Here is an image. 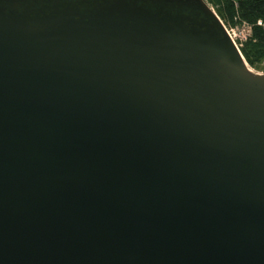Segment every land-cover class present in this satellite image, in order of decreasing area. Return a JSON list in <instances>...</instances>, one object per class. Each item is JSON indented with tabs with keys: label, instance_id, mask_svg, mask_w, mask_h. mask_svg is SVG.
Returning <instances> with one entry per match:
<instances>
[{
	"label": "water",
	"instance_id": "95a60500",
	"mask_svg": "<svg viewBox=\"0 0 264 264\" xmlns=\"http://www.w3.org/2000/svg\"><path fill=\"white\" fill-rule=\"evenodd\" d=\"M0 1V264H264V73L204 0Z\"/></svg>",
	"mask_w": 264,
	"mask_h": 264
},
{
	"label": "trees",
	"instance_id": "16d2710c",
	"mask_svg": "<svg viewBox=\"0 0 264 264\" xmlns=\"http://www.w3.org/2000/svg\"><path fill=\"white\" fill-rule=\"evenodd\" d=\"M219 18L236 24L246 21L251 24V34L239 47L245 61L252 67L264 62V28L257 21L264 23V0H210ZM237 17L238 20L234 18Z\"/></svg>",
	"mask_w": 264,
	"mask_h": 264
},
{
	"label": "built area",
	"instance_id": "2783aa9c",
	"mask_svg": "<svg viewBox=\"0 0 264 264\" xmlns=\"http://www.w3.org/2000/svg\"><path fill=\"white\" fill-rule=\"evenodd\" d=\"M235 20H238L237 17L234 18ZM240 25H242V31L240 33V35L238 36V39L236 37V33H235V29H237V26L235 28H233L232 26L228 28H226V26L224 25L227 33L229 34L230 38L233 40L234 44L236 45L237 49L239 50V47L242 46V44L247 40V38L250 36L251 34V24L247 23L246 21H240ZM258 25L262 24L261 20L257 21ZM246 31V33H244L243 31ZM235 38L236 40H238V43L235 42Z\"/></svg>",
	"mask_w": 264,
	"mask_h": 264
},
{
	"label": "rangeland",
	"instance_id": "374dc122",
	"mask_svg": "<svg viewBox=\"0 0 264 264\" xmlns=\"http://www.w3.org/2000/svg\"><path fill=\"white\" fill-rule=\"evenodd\" d=\"M214 11H215V13H216V10H215V7H214V5L210 2V0H204ZM217 14V13H216ZM221 20V19H220ZM222 21V20H221ZM222 23L226 26V28H228L229 29V27L230 26H232L233 28H235L236 26H237V29H235V33H236V37H237V39H238V36L237 35H240V33H241V31H242V25H240V21L238 20V22L236 23V24H231L230 22H228V21H225V22H223L222 21ZM258 25V24H257ZM260 26H262L263 28H264V23L262 22V24L260 25ZM244 33H246V31L244 30L243 31ZM235 42H237L238 43V40H236V38H235ZM248 64V63H247ZM248 67L252 70V71H254V72H258V73H264V62H261L257 67H252V66H250L249 64H248Z\"/></svg>",
	"mask_w": 264,
	"mask_h": 264
},
{
	"label": "flooded vegetation",
	"instance_id": "af4514ba",
	"mask_svg": "<svg viewBox=\"0 0 264 264\" xmlns=\"http://www.w3.org/2000/svg\"><path fill=\"white\" fill-rule=\"evenodd\" d=\"M0 1H4V0H0ZM17 1H19V2H25V1H22V0H17ZM40 0H26V2H29V3H37V2H39ZM56 1H60V2H62V3H64V2H71V1H78V0H56Z\"/></svg>",
	"mask_w": 264,
	"mask_h": 264
}]
</instances>
